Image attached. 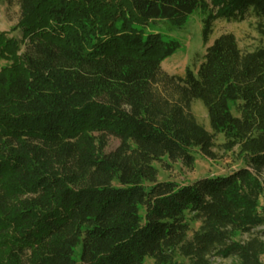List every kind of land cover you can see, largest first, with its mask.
Wrapping results in <instances>:
<instances>
[{
    "label": "trees",
    "instance_id": "obj_1",
    "mask_svg": "<svg viewBox=\"0 0 264 264\" xmlns=\"http://www.w3.org/2000/svg\"><path fill=\"white\" fill-rule=\"evenodd\" d=\"M16 1L19 21L0 32V264H262L264 47L209 42L216 21L248 13L264 38V0ZM197 11L196 72L162 74L180 44L145 27L181 28ZM216 136L241 168L157 181L165 158L215 161Z\"/></svg>",
    "mask_w": 264,
    "mask_h": 264
},
{
    "label": "rangeland",
    "instance_id": "obj_2",
    "mask_svg": "<svg viewBox=\"0 0 264 264\" xmlns=\"http://www.w3.org/2000/svg\"><path fill=\"white\" fill-rule=\"evenodd\" d=\"M20 7L16 0L0 4V32L8 31L12 26L17 24L20 18ZM203 14L199 11L194 12L181 28H172L165 22H156L145 27L146 33L161 34L165 41L176 40L180 44V49L171 57L161 64L162 74L169 77H183L186 69L196 72L197 66L201 61V57L205 52V46L201 40V22ZM259 21L248 13L242 21H216L213 27V33L209 44L218 36L231 33L235 36L239 49L243 53L251 52L257 48L264 47V38L257 30ZM1 65V62H0ZM155 88L164 93L165 89L160 84ZM191 112L196 120L208 131L211 132L205 109L199 102H192ZM234 116H238L233 112ZM224 143L222 136L215 137L216 155L215 161H210L201 156L198 152H193L194 165L187 169L179 162H170L164 159L163 162L155 163L154 166L158 170L157 181H172L180 186L190 184L198 179L208 176H222L230 174L242 167L241 160L238 159L237 153H225L221 145ZM119 145V141L110 137L107 151H113ZM263 192L258 199V209H264V175L261 176ZM259 211V212H260ZM198 224H191V232L198 228ZM264 231V227L256 228L255 232ZM249 234H242L236 237V240L246 241ZM264 239V238H263ZM214 264H237L233 257L229 258H212ZM260 261L264 264V255L260 257ZM144 264H154L152 260H145Z\"/></svg>",
    "mask_w": 264,
    "mask_h": 264
}]
</instances>
